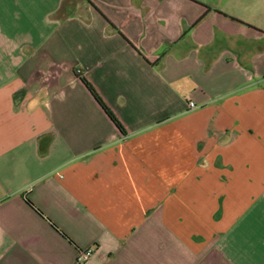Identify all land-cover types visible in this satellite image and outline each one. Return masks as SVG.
<instances>
[{"label":"crops","instance_id":"1","mask_svg":"<svg viewBox=\"0 0 264 264\" xmlns=\"http://www.w3.org/2000/svg\"><path fill=\"white\" fill-rule=\"evenodd\" d=\"M262 18L0 0V264H264Z\"/></svg>","mask_w":264,"mask_h":264},{"label":"trees","instance_id":"2","mask_svg":"<svg viewBox=\"0 0 264 264\" xmlns=\"http://www.w3.org/2000/svg\"><path fill=\"white\" fill-rule=\"evenodd\" d=\"M81 82L84 84L86 89L90 92L92 97L96 100V102L99 104V106L103 109L105 114L110 118V120L114 123V125L118 128V130L121 133H125V128L121 124V122L118 120V118L115 116V114L110 110V108L106 105V103L103 101V99L100 97V95L96 92L95 88L92 86V84L83 76H80ZM26 202L33 207L38 213L42 214V212L34 207L32 202H30L28 199H26ZM54 229H56L64 238H66L70 243L73 244V241L68 237L67 234H65L61 229H59L54 223H50ZM79 251V250H78Z\"/></svg>","mask_w":264,"mask_h":264},{"label":"built area","instance_id":"3","mask_svg":"<svg viewBox=\"0 0 264 264\" xmlns=\"http://www.w3.org/2000/svg\"><path fill=\"white\" fill-rule=\"evenodd\" d=\"M188 105L190 108L195 107V104L193 102H189ZM92 251H93L92 248H86V249L79 250L77 252L78 262H83V261L87 260L89 258V256L91 255Z\"/></svg>","mask_w":264,"mask_h":264},{"label":"rangeland","instance_id":"4","mask_svg":"<svg viewBox=\"0 0 264 264\" xmlns=\"http://www.w3.org/2000/svg\"><path fill=\"white\" fill-rule=\"evenodd\" d=\"M217 1H218V2H219V1H220V2H221V1H222V2H225V0H217ZM242 13H245V12H242ZM247 13H249V14H250L251 12H247ZM261 21H263V22H264V18H262V20H261Z\"/></svg>","mask_w":264,"mask_h":264}]
</instances>
